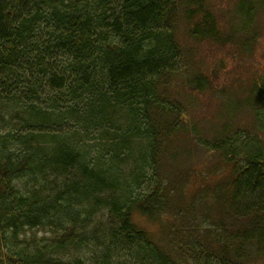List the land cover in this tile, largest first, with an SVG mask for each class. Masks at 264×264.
I'll return each mask as SVG.
<instances>
[{
  "label": "trees",
  "instance_id": "1",
  "mask_svg": "<svg viewBox=\"0 0 264 264\" xmlns=\"http://www.w3.org/2000/svg\"><path fill=\"white\" fill-rule=\"evenodd\" d=\"M244 1L249 7L258 0ZM176 4L0 0V264H127L115 261L122 249L138 264H182L170 234L164 237L169 243L161 242L134 222L135 211L153 221L168 205L155 192L139 189L146 168L155 169L159 120L153 112L174 109L172 99L164 103L160 93L169 90L176 61L185 54L174 26ZM212 26L217 25L205 28L203 36L212 35ZM192 82L196 89L207 85L197 74ZM55 125L66 127L71 141L54 135ZM227 127L205 143L231 163L241 152L245 169L212 195V224L203 234L195 231L187 264H246L250 245L264 252V149L252 143L260 142L257 134L251 140L226 133ZM47 137L58 145L38 148ZM86 137L98 141L99 149L92 146L99 155L93 156L91 145H80ZM12 143L26 153L10 150ZM119 160L130 162L132 171L120 170ZM73 169L63 200L45 195L40 175L50 170L68 175ZM20 177H30L37 189L19 193L13 184ZM98 192L111 198L105 202ZM96 199L107 207L109 233L97 240L91 261L47 258L44 250L12 245L2 250L7 230L18 235L24 225L37 227L53 218L73 221L60 241L72 239L79 213L92 211Z\"/></svg>",
  "mask_w": 264,
  "mask_h": 264
},
{
  "label": "rangeland",
  "instance_id": "2",
  "mask_svg": "<svg viewBox=\"0 0 264 264\" xmlns=\"http://www.w3.org/2000/svg\"><path fill=\"white\" fill-rule=\"evenodd\" d=\"M245 2L176 0L174 26L185 54L181 60L176 61L175 77H171L169 90L160 93L164 103L172 99L173 111L159 109L153 112L159 120L156 160L152 161L155 169L146 168L139 189L155 192L159 199L165 198L163 201H167L168 205L155 214L153 221L135 211L134 222L146 228L161 242L169 243L164 237L170 234V245L176 247L178 260L182 264H187L185 259L188 250L192 243L197 242L193 236L195 231L203 234L212 224L211 212L214 213V208L211 207L212 211L209 208L214 203L212 195L216 191L223 192L222 186L229 184V180L241 173L246 165L245 160H241V157L239 159L241 152L237 153V162L231 163L223 152L209 149L205 140L221 136L225 132L224 126L228 125L226 133L237 131L239 135L244 133V137L251 140L257 134L260 142L253 140L252 143L254 147L261 145L264 149V0L254 1L249 7L244 6ZM213 23L217 26H212V35L203 36ZM196 74L207 81L203 88H195L192 81ZM257 87L262 91L259 92ZM257 96L262 99V104L256 99ZM65 128L55 125L50 130L54 135L67 137L71 141L70 135H64ZM90 138L94 139L86 137L80 145H96L99 149L98 141ZM41 141L45 142L37 144L38 148L48 147V151L58 145V142L54 143L48 137ZM96 146L91 147L94 150L93 156L100 153V150H95ZM9 147L10 150L18 149L22 154L26 153L22 146L12 143ZM119 161L118 168L126 173L134 168L126 160ZM73 173L74 169L68 175L50 170L40 175L45 195L63 200L61 194L65 190L64 183L71 179ZM240 177L238 175L236 181ZM29 179L20 177L15 180L13 185L19 189V193L25 194L37 189ZM110 196L98 192V197L106 199L105 202ZM94 204L89 213H79L75 221L77 233L70 235L72 239L60 241L65 228L73 221L53 218L37 227L24 225L18 235H15L13 228L7 230L8 238H3L2 250L12 245L16 249L23 247L28 251L44 250L47 258L65 260L83 257L91 261L93 255L97 254V240L105 239L103 235L109 233L106 224L107 207H101L104 204L97 199ZM210 233H213V229H210ZM257 249L249 246V261L246 256L244 258L246 264H264V252ZM122 250L115 254L116 262L138 264L126 254L128 250Z\"/></svg>",
  "mask_w": 264,
  "mask_h": 264
}]
</instances>
